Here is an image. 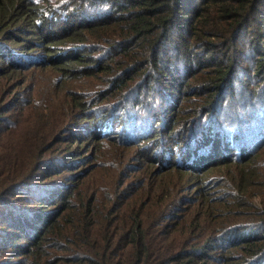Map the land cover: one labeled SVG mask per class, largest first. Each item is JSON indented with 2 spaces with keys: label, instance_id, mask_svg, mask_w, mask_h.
<instances>
[{
  "label": "trees",
  "instance_id": "trees-1",
  "mask_svg": "<svg viewBox=\"0 0 264 264\" xmlns=\"http://www.w3.org/2000/svg\"><path fill=\"white\" fill-rule=\"evenodd\" d=\"M107 3L108 12H87ZM58 16L69 23L44 32ZM261 17L264 0H0V204L13 205L21 190L22 200L43 205L33 221L27 205L9 207L18 233H4V248L23 239L10 264H264V105L254 114L245 101L233 126L214 119L235 85L230 55ZM177 24L186 55H204L189 73L194 100L183 106L179 93L183 102L175 98L160 125L144 118L137 130L122 121L121 133L114 110L129 107L135 86L143 92L148 79L171 71L160 45ZM256 72L264 74V58ZM75 74L90 80V97L66 91ZM180 87L158 89L165 96ZM67 134L91 165L39 189L67 160Z\"/></svg>",
  "mask_w": 264,
  "mask_h": 264
},
{
  "label": "rangeland",
  "instance_id": "rangeland-1",
  "mask_svg": "<svg viewBox=\"0 0 264 264\" xmlns=\"http://www.w3.org/2000/svg\"><path fill=\"white\" fill-rule=\"evenodd\" d=\"M93 2L98 3V1H93ZM110 4L111 3H107L105 7H102L99 4H92L91 5L92 7L87 8V12L91 13L92 9L94 8L98 9V12H108V7L109 8L111 7ZM181 18H183V16ZM73 19H74V21H72L73 23L77 22L78 24H82L84 22L83 21L84 18L82 17H73ZM259 19L260 22H258V24H255L254 22H249V24H247L245 29L242 31L241 36H239L240 41L238 42V48L235 47L236 48L235 51L230 55V59H233L235 66L234 73L232 74V76L234 77L235 85L232 91H230L222 98L223 108L218 109L216 116H214V119L217 122L222 123L224 126L227 123H229L231 126L239 123L237 118L235 119V121H231L232 119L231 115L234 114L235 111L239 110L240 106H242L245 101L252 102L256 105L252 109L254 114L257 111H260L262 105H264V74L260 75L259 73L256 72L257 63L263 61L264 58V56H260L259 54L261 48H264V44H262V40L264 39V17H261ZM48 21L50 25L44 28V32L50 31L52 27L54 28V25L56 27L55 30H57L59 26L65 24V22L69 23L68 20L60 18V16H58V19L56 20L55 17L51 19L48 18ZM169 32H168V36H169ZM183 34H184L183 36L186 35L184 31ZM50 35L54 36L53 34ZM183 36L179 33V27L177 24L173 27V33L171 34V39L168 42L165 41L166 43L163 42L160 45V51L167 52L170 55V58L165 60V63L169 67V70L171 71L168 74H160L158 76L160 77L159 79H155V80L154 78L148 79V81L146 82V87L143 92H141L140 91L141 89H138V87L135 86L134 88L135 93L130 94L128 99L129 107L125 108L123 103L118 104L120 107H118L117 109L115 108L118 105L115 106L114 114L119 113L116 119H117V124L120 123L119 130L121 131V133L123 131L122 127L124 125L122 124V121H124V123L127 124V128L130 129L133 126H136L135 129L137 130L140 127L144 126L142 122V119L144 118L146 119L151 118V122L156 121L157 124L160 125V118L166 117L167 113L170 110H172V108L174 107L173 105V103L175 102L174 99L177 98V102H183L184 99L182 97H179V93L180 95H182L185 91V96L187 97L188 95H193V93H195L192 92V90H197L196 88H194L196 87V85H191L192 83L191 81L193 77L189 76V73L195 71L194 63H196L201 58H203L204 55L200 52L199 48H195L191 51L190 55L187 56L186 49L181 45ZM33 53H41V51L35 50V52ZM253 69L255 70L254 72L252 71ZM88 81L90 80L87 77H83L80 76L79 74H75L73 77L67 76V81H64L63 84L67 88L66 91L75 88L78 91L80 90L79 92H83L82 95H87L88 97H90V95L94 92L95 88L90 87L89 84H87L89 83ZM92 81L98 82V80L95 79H92ZM167 83L177 87L181 86L180 91L178 90V93L167 94L164 96L163 92L159 91L158 86L164 87L166 89ZM81 87H86L85 88L86 90H82ZM28 91L29 90L25 91L24 93L25 96L28 95ZM255 95H257V97H254ZM14 97H16V94H13L10 100H13L12 98ZM190 100H194V98L187 97L186 99L187 102L184 103L183 106L188 105V102L190 104L191 103ZM118 101L119 100H116L113 104H116ZM101 106H96V107H101ZM108 106L111 107L112 104H108ZM129 113H133L131 118H124L123 115ZM93 115L94 114H92V117ZM8 116L10 118V115ZM202 118H204V116H202ZM210 121L211 120H208V118L203 119L201 122H199L198 127L207 126L209 125L208 123H210ZM14 126L17 127V124L14 123ZM166 131H169V129H167ZM213 131L214 129L210 126L208 129V134L210 136H213ZM117 135L119 136L120 134ZM64 138L65 141L67 142H65L61 147V151L63 153H67V160H65V163H61L62 158H60L57 165L56 164L54 165L55 168L51 169L41 177L39 181V189L46 188L47 186H50L52 183L57 181L65 180L62 182L66 183V181L68 182V180H72L75 174L84 172L88 168V166H86L88 164V161L90 162V165L92 163L91 160H83L85 155V149L87 148L80 147V145H83L82 143L71 144L70 142L73 140H71V137L68 134L65 135ZM69 148L73 149V152H69L68 151ZM229 150H233L236 152V150L233 147H230ZM179 151H180V144H176L175 145L176 157L178 156ZM88 153L90 154V157H92L93 152L91 153L88 152ZM74 159H77V162L67 165L68 161ZM188 179H189L187 181L188 187H194L196 184L193 182L191 178ZM61 185L63 184L61 183ZM51 191L53 190H49L47 192H51ZM215 191L218 194L220 189L216 188ZM41 194L39 191V194L38 196L35 197V199H38ZM217 194L216 196L222 197V195H217ZM17 195H18L17 199H14L12 202L13 205H10L11 202H7L4 205L0 204V261L2 262L6 261V264L13 263L12 262L13 258L11 255L12 250L15 248L16 245H19V243L23 242L22 238H20L18 242L9 239L7 246L4 248V243H5L4 241L8 239L4 233H7L9 231H12V233H14L15 235L16 233H18L17 226L14 224L15 213L12 210H10L9 207L11 209H14L15 205L17 206L27 205L28 207H30L31 210L28 209L25 210V212L29 214L27 217L32 221L36 220L37 215L40 214L39 211L43 207V205H39V202H34V201L28 202V200H26L25 198H24L25 200H22L23 192L21 193V190L18 192ZM187 201L188 199L183 197L179 202L180 203L179 206H182ZM10 226H13L15 228L11 230ZM247 233L248 232H245V234ZM235 235L236 234L233 233L231 236L227 237V239L231 240L232 238L235 237Z\"/></svg>",
  "mask_w": 264,
  "mask_h": 264
}]
</instances>
